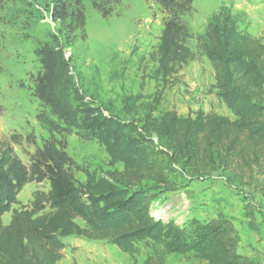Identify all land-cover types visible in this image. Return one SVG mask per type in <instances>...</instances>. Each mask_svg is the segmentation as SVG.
<instances>
[{"label":"trees","instance_id":"obj_1","mask_svg":"<svg viewBox=\"0 0 264 264\" xmlns=\"http://www.w3.org/2000/svg\"><path fill=\"white\" fill-rule=\"evenodd\" d=\"M157 1L167 16L155 74L167 83L197 58L185 42L196 36L183 20L194 0ZM92 6L104 18L112 12L99 0H92ZM52 19L60 21V31L68 39L85 28V6L81 0H53ZM196 39L198 51L214 69L216 95L233 118L203 110L187 115L167 110L156 116L161 91L142 117L122 120L107 115L84 100L59 38L36 50L42 68L33 94L53 116L40 112V123L61 135L75 132L84 140H98L111 164L123 168L79 185L69 170L73 162L57 140L38 146L29 166L10 144H2L0 264H59L72 236L105 240L132 256L140 253L143 243L149 250L144 264H166L170 255L191 256L204 264H254L239 252V230L224 212L211 220L193 216L179 222L172 215L157 217L151 210L159 190L176 189L174 174L186 171L200 177L231 171L233 163L246 161V154L259 165L264 151V40L240 30L225 11L215 14L205 35ZM33 181H48L49 190H38L30 205L21 204L19 194ZM10 211L5 225L3 216ZM248 226L259 233L255 220Z\"/></svg>","mask_w":264,"mask_h":264},{"label":"rangeland","instance_id":"obj_2","mask_svg":"<svg viewBox=\"0 0 264 264\" xmlns=\"http://www.w3.org/2000/svg\"><path fill=\"white\" fill-rule=\"evenodd\" d=\"M81 1L86 26L67 39L65 32L60 31V21L52 19L53 0H0V147L10 144L29 166L30 155L38 146L49 139L57 140L73 162L69 170L79 185L89 177L99 178L123 168L122 164H111L105 146L98 140H84L75 132L61 135L38 120L44 110L52 115L33 94L34 80L42 68L35 52L55 38L65 47L84 100L107 115L122 120L142 117L146 106L161 91L156 116L176 110L179 103L188 105L190 98L202 103L210 95L213 108L209 112L233 118L231 111L215 101L218 97L214 69L198 51L196 37L204 36L208 21L225 11L233 16L240 30L264 40V0H194L183 20L196 36L185 42L197 58L167 83L155 74L157 49L167 16L157 0H99L104 8H112L106 18L93 8L92 0ZM194 112L189 108L182 115ZM259 155V165L246 154V161L233 163L231 171L200 177L186 171L174 174L176 189L157 192L151 205L153 215H172L182 222L193 216L211 220L222 211L235 220L241 236L239 252L254 264H264V151ZM38 190H49L48 181L28 183L18 196L21 204L30 205ZM11 217L12 211L4 214L5 225ZM250 220L257 222L259 233L249 229ZM68 241L71 246L63 251L59 264H144L149 252L143 243L139 244L140 253L132 256L105 240L72 236ZM166 264L204 262L191 256L170 255Z\"/></svg>","mask_w":264,"mask_h":264},{"label":"crops","instance_id":"obj_3","mask_svg":"<svg viewBox=\"0 0 264 264\" xmlns=\"http://www.w3.org/2000/svg\"><path fill=\"white\" fill-rule=\"evenodd\" d=\"M212 83H213V81H212ZM212 95H214V94H212ZM188 97H190V96H188ZM210 97H211L210 95L206 96V98L203 99L204 102H202V103H200L197 99H193V98L191 99L190 98V103L188 105H183L182 103H179L178 107H176V110L180 114H185V112L188 113L189 112V108L192 109V110H195V111L203 110L205 113H209V111L212 110L211 108H213V107L210 106L211 104L209 103V101L211 102V98ZM214 97H215V95H214ZM215 101L218 102V105H223L224 107H226V105L223 102H221L218 98H216ZM214 105L216 106L217 104H214Z\"/></svg>","mask_w":264,"mask_h":264},{"label":"built area","instance_id":"obj_4","mask_svg":"<svg viewBox=\"0 0 264 264\" xmlns=\"http://www.w3.org/2000/svg\"><path fill=\"white\" fill-rule=\"evenodd\" d=\"M72 70H73V68H72Z\"/></svg>","mask_w":264,"mask_h":264}]
</instances>
